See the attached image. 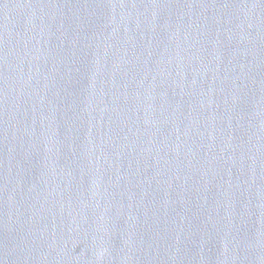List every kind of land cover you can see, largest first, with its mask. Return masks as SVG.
Returning a JSON list of instances; mask_svg holds the SVG:
<instances>
[{"label": "water", "instance_id": "95a60500", "mask_svg": "<svg viewBox=\"0 0 264 264\" xmlns=\"http://www.w3.org/2000/svg\"><path fill=\"white\" fill-rule=\"evenodd\" d=\"M0 264H264V0H0Z\"/></svg>", "mask_w": 264, "mask_h": 264}]
</instances>
